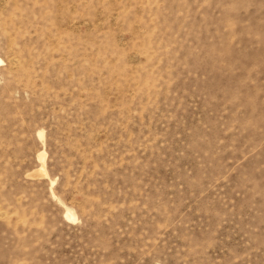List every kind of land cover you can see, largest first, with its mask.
<instances>
[{
    "label": "rangeland",
    "instance_id": "obj_1",
    "mask_svg": "<svg viewBox=\"0 0 264 264\" xmlns=\"http://www.w3.org/2000/svg\"><path fill=\"white\" fill-rule=\"evenodd\" d=\"M0 58V264H264V0H0Z\"/></svg>",
    "mask_w": 264,
    "mask_h": 264
},
{
    "label": "bare ground",
    "instance_id": "obj_2",
    "mask_svg": "<svg viewBox=\"0 0 264 264\" xmlns=\"http://www.w3.org/2000/svg\"><path fill=\"white\" fill-rule=\"evenodd\" d=\"M1 63H3V60L0 58V64ZM39 136H40V138L43 139L45 137V133L43 131H41V132H39ZM46 156H47V154H46L45 151L40 153L39 160L41 161V165H40L41 167L36 169V170H34V171H32L31 173H29L28 177H40V178H42L41 176L44 177V176H48L49 175L48 171L46 169ZM38 167H39V165H38ZM66 218L69 219V220H73V221L77 220L76 214L73 211H71V210H68L66 212Z\"/></svg>",
    "mask_w": 264,
    "mask_h": 264
}]
</instances>
